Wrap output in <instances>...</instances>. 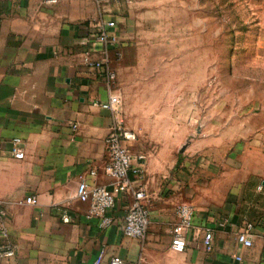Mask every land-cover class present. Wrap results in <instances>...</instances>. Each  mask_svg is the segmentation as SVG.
I'll return each mask as SVG.
<instances>
[{"label":"crops","instance_id":"1","mask_svg":"<svg viewBox=\"0 0 264 264\" xmlns=\"http://www.w3.org/2000/svg\"><path fill=\"white\" fill-rule=\"evenodd\" d=\"M142 5L151 0H0V202L14 248L0 264H91L101 249L102 264L112 254L123 264H264V114L238 116L215 98L207 102L204 78L159 88L157 71L188 66L174 62L173 36L167 62L152 60L155 33L146 30L150 10ZM108 20L120 41L107 51L121 95L119 115L137 134L128 146L148 155L138 179L149 209L143 240L121 230L129 192L115 194L113 221L105 228L86 217L89 203L75 197L81 177L89 184L112 182L103 170L112 112L92 103L108 97V85L85 61L105 55L92 36L97 22ZM152 117L167 121L156 122L149 138L129 121ZM14 137L22 141L23 158L8 151ZM31 195L37 202L25 203ZM180 202L194 206V224L212 229V250L170 248ZM246 222L253 224L251 246L236 239Z\"/></svg>","mask_w":264,"mask_h":264},{"label":"rangeland","instance_id":"2","mask_svg":"<svg viewBox=\"0 0 264 264\" xmlns=\"http://www.w3.org/2000/svg\"><path fill=\"white\" fill-rule=\"evenodd\" d=\"M142 8L150 10L146 30L155 33L150 40L152 60L167 62L170 54L166 46L173 36L174 62L188 66L185 70L157 71L159 88L167 81L204 78L207 102L215 98L223 104V111L224 107L234 109L238 116L243 111L264 114V0H151L150 6ZM114 56L116 62L121 60L119 47ZM115 87L119 89L117 80ZM140 105L149 107L148 102ZM164 106V101L159 103L157 111ZM129 121L138 122L145 132L142 138H149L156 122L167 120L152 117Z\"/></svg>","mask_w":264,"mask_h":264},{"label":"built area","instance_id":"3","mask_svg":"<svg viewBox=\"0 0 264 264\" xmlns=\"http://www.w3.org/2000/svg\"><path fill=\"white\" fill-rule=\"evenodd\" d=\"M46 4H53L58 0H43ZM113 20L98 21L92 41L99 44L105 55L99 59L85 57L86 63L99 70V75L103 76L108 85V97L105 100L94 99L92 103L100 105L102 108L112 112V122L105 137V155L103 160V170L105 174L112 178L110 186L104 184H89L84 177H81L76 185L75 197L82 202H88L89 207L86 217H94L101 228H105L112 223L110 215L111 209L115 205L116 193H127L132 195V199L121 221V230L124 235L143 240L146 236L149 225V209L146 204V190L140 184V179L147 161V154L143 152L132 153L128 141L137 138L134 130L126 127L119 115L121 95L115 87L116 73L110 66L107 58L108 49L119 44V36L110 32L108 28L114 27ZM73 128L77 124H72ZM10 144L9 153L15 158H23L24 151L22 141L19 137H14L8 141ZM92 173H94L92 171ZM25 203L35 204L36 196H27ZM64 221H68L67 214H61ZM176 219L171 227L170 248L180 252L187 246H198L201 244L206 251L213 248L212 229L208 226L194 224V206L190 202H180L175 207ZM253 224L246 222L236 234L237 241L243 246L252 245L251 230ZM14 256V248L8 241V229L2 216L0 202V259ZM235 259L241 256L233 255ZM104 250H100L91 264H102ZM107 264H123V259L112 254Z\"/></svg>","mask_w":264,"mask_h":264}]
</instances>
